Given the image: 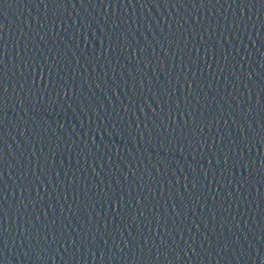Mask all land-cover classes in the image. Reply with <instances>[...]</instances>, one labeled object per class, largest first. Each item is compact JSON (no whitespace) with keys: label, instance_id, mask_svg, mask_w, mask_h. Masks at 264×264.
<instances>
[{"label":"water","instance_id":"obj_1","mask_svg":"<svg viewBox=\"0 0 264 264\" xmlns=\"http://www.w3.org/2000/svg\"><path fill=\"white\" fill-rule=\"evenodd\" d=\"M0 264H264V2L0 0Z\"/></svg>","mask_w":264,"mask_h":264},{"label":"snow or ice","instance_id":"obj_2","mask_svg":"<svg viewBox=\"0 0 264 264\" xmlns=\"http://www.w3.org/2000/svg\"><path fill=\"white\" fill-rule=\"evenodd\" d=\"M262 2H264V0H262Z\"/></svg>","mask_w":264,"mask_h":264}]
</instances>
